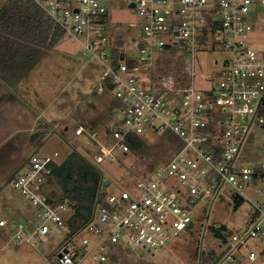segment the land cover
I'll return each instance as SVG.
<instances>
[{
	"label": "built area",
	"instance_id": "2783aa9c",
	"mask_svg": "<svg viewBox=\"0 0 264 264\" xmlns=\"http://www.w3.org/2000/svg\"><path fill=\"white\" fill-rule=\"evenodd\" d=\"M33 1L104 67L99 91L112 85L110 91L122 116L110 120L104 140L110 136L113 143H100L94 155L97 164L116 162L118 153L131 151L130 137L145 138L149 131L160 136L170 132L179 140L167 160L130 189L101 199L96 219L85 228L99 235L97 242L87 237L81 244L70 241L52 264H81L88 256L103 263L123 242L142 246L149 253L166 249L195 224L197 203L221 197L233 203L235 198L249 200L253 214L246 229L231 230L228 249L218 264L264 256V248L260 253L247 248L249 240L264 238V148L254 152L249 164L241 165L243 146L253 131L264 136V48L252 39L257 30L253 18L264 9V0H178L176 7L172 0H132L133 11L144 18L138 30L143 40L136 58L129 61L122 53L116 66L107 29L108 0ZM210 42L227 56L216 77L206 76L208 89L195 87L192 61H186L185 72L180 74L163 66L167 55H182L184 50L194 54ZM145 73L152 77L145 79ZM178 97L180 103L173 104ZM84 133L94 139L100 135L81 125L75 130L76 136ZM58 155L36 153L24 173L16 176L15 187L35 208L38 222L29 233L25 222L9 226L0 215V228L12 229L9 243L33 244V237L46 239L54 228L69 234L68 199L46 191L53 179L50 165Z\"/></svg>",
	"mask_w": 264,
	"mask_h": 264
},
{
	"label": "rangeland",
	"instance_id": "374dc122",
	"mask_svg": "<svg viewBox=\"0 0 264 264\" xmlns=\"http://www.w3.org/2000/svg\"><path fill=\"white\" fill-rule=\"evenodd\" d=\"M5 1L7 0H0V6ZM108 1V32L112 33V37H116L117 40L122 42L120 49L126 53L127 59L136 58L139 55L143 40V36L138 33V30L143 27L144 18L129 7L132 0ZM172 4L174 7L180 5L178 0H172ZM258 12L256 17L253 18L257 30L252 34V39L259 48H264V9ZM181 53L183 56L178 53L167 55L163 60V66L174 74H180L185 72L187 62L191 64L192 61L196 73L194 84L196 88L201 90L209 88L210 81L206 79L207 75L216 77L218 72L225 67L226 51L212 44V42L209 43V47L201 48L194 54L189 50H184ZM191 56L193 57L192 60ZM103 71L104 67L101 63L95 58H90L80 42L66 35L32 69L27 77L29 82L27 85L29 87L28 92L18 93V95H21H19L20 99L25 100L27 105L35 106L34 110L41 113V123L47 124L48 129H45V132L41 131L43 140L42 138L36 140L32 138L34 131L32 132L28 127L34 117L31 112H28V107H25V104H22L24 107L12 103L7 104L0 108V140L7 139L0 150V154H6L9 161H12L11 164L14 163L17 167L19 161L23 158L25 163V161H29L32 155L43 152L48 154L58 152L59 155L56 161L60 163L76 148L83 156L101 169L103 178L109 182L106 186L108 194H116L117 196L120 195L121 190L148 173L150 165L157 166L166 161L174 151V147L169 144L164 136H160V134L153 131H149L145 137L147 144L150 146L147 152H131L126 156L118 153L120 159L114 163L97 164L94 161V155L99 151L100 143H103L110 120L118 121L122 116L116 106L115 93L109 90L102 93L99 91ZM144 75L145 79L152 77L149 73ZM143 85L146 87L147 83L144 82ZM27 86L23 87L24 91ZM18 95L16 92V96ZM38 102L42 105H39ZM179 103L180 98H175L173 104ZM6 118H9L8 122H2ZM94 120L98 121L96 127L100 130V135L97 138L94 139L87 133L81 136L75 135L78 125L83 124L88 129L92 125L90 122ZM52 121H57V123L53 122L51 124ZM21 125L25 129V133L17 134L15 131ZM65 127H68V129L65 130ZM111 143H113V139L110 136L104 140V144L107 146ZM263 148L264 136L253 131L249 141L243 146L244 157L241 160V165L249 164L254 159V152H261ZM11 164L10 166H12ZM1 167L0 163V182H5L3 179L6 171H2L4 168ZM25 167L20 171L18 170V173L16 171L15 175L23 174ZM16 176L12 179V182H6L7 187L11 195L20 199L27 207L30 202L25 201L15 187ZM51 182V188L48 189L58 194L60 187L53 179ZM183 192H185V189ZM51 196L55 197L56 195ZM58 196L55 198L61 197V195ZM0 197L3 198L2 195ZM253 198L255 199L251 196V199ZM195 210L199 216L192 231L181 232L179 238L168 245L166 249L149 253L142 246L123 242L116 246L114 259L109 254L108 260L102 264H213V261L207 260V257L211 252L216 255L221 254L230 242V238L228 236V242L224 243L213 235L211 226L218 227L224 224L229 231L234 230L239 233L248 227L253 214V207L249 200H244L235 209L234 203L223 197L217 201H209L206 204L197 203ZM69 216L70 212L68 211L65 218L67 219ZM32 220V223L36 224L38 222L37 218ZM49 237V245L60 243L56 253L68 245L70 241L67 239L69 238L67 232H63L61 235L50 232ZM84 237L89 238L92 243L100 239L98 234L85 229L75 237L74 241L81 244ZM34 239L35 237L32 238L33 241ZM247 248H252L260 253L264 248V238L249 240ZM96 253H101V251L97 249ZM81 264L100 263L94 261L92 256H88ZM235 264H264V256H259L255 261H249L246 256L241 257Z\"/></svg>",
	"mask_w": 264,
	"mask_h": 264
},
{
	"label": "trees",
	"instance_id": "16d2710c",
	"mask_svg": "<svg viewBox=\"0 0 264 264\" xmlns=\"http://www.w3.org/2000/svg\"><path fill=\"white\" fill-rule=\"evenodd\" d=\"M66 35V32L33 0L5 1L0 6V81L10 90L15 89ZM121 44V41L114 40L111 49L115 66L122 54ZM111 89L112 85L109 84L108 90ZM43 127L48 129L47 124ZM39 136H42V132H36L34 135L36 139ZM164 137L173 146L179 144L177 137L170 132L165 133ZM129 144L131 151L124 156L131 152H147L150 148L145 138L141 137H130ZM50 166L53 180L62 191L61 195L69 201L70 216L67 218V224L70 232L67 239L74 241L75 237L96 219L99 202L108 194L107 180L103 178L101 169L76 148L64 161L53 162ZM153 168L154 166L150 165L149 171ZM135 182L128 185L127 189ZM241 202L242 199L235 198L234 208L236 209ZM193 227L194 224L186 232L192 231ZM211 231L224 243L228 242L229 229L226 225L211 226ZM227 249L226 247L219 255L211 252L207 260L218 264Z\"/></svg>",
	"mask_w": 264,
	"mask_h": 264
},
{
	"label": "crops",
	"instance_id": "0c3cea01",
	"mask_svg": "<svg viewBox=\"0 0 264 264\" xmlns=\"http://www.w3.org/2000/svg\"><path fill=\"white\" fill-rule=\"evenodd\" d=\"M111 34L112 33H110V38H111L110 46L112 49L113 48L112 43L114 42V40H117V38L112 37ZM122 53L125 54L126 56V53L124 52ZM27 77L24 80H22L17 85V87L13 90H10V88L6 87L0 81V108H2V106H6L7 104H11V103L16 104L18 106L21 105L22 107L27 106L29 109L28 112H31L32 113L31 115L34 117L28 129H31L32 132L34 131L32 138L36 140V138L34 137L36 132H41V131L45 132V128L43 127L45 123L44 124L41 123V120H42L40 117L41 113H38L36 112L37 110H34L35 106L27 105V102H25V100L23 101L22 99H20L21 95L20 94H19L20 96L18 95V93L28 92L27 90L29 87L27 85L29 82L27 80L28 79ZM25 85L27 86L26 87L27 89H25L24 91L23 87ZM16 92L18 96H16ZM100 93H102V91H100ZM22 104L23 105L25 104V105L23 106ZM38 104L42 105L40 104V102H38ZM8 119L7 118L3 119L2 122L7 123ZM53 122L57 123V121H52L51 124H53ZM97 122H98L97 120L91 121L90 123L92 125L88 129L96 130L100 132L99 128L96 127V125H98ZM81 126L85 127L83 124H81ZM67 129L68 127H65V130ZM24 130L25 129H23L21 125L17 127L15 132H17V134L25 133ZM39 138H42L43 140V137L39 136ZM6 141L7 139L0 140V150L2 146H4ZM43 153H47V152H43ZM0 156H1L0 163L2 165L1 168L2 169L4 168L2 171H6L5 178L3 179L5 182H0V195L3 196V198L0 197V215L3 218H6L8 220L9 226L14 223L20 222V221L25 222L27 226V230L30 233L31 229L35 226V223H32L33 222L32 219L37 218L36 210L29 202L28 203L31 206L28 204L26 207L24 202H21L20 199L11 195V192L8 189L7 187L8 185L6 183L8 181L12 182V179H14V177L16 176L15 174L18 173L20 169H24L25 164H27L28 162L25 161L24 163L25 159L23 158L21 161H19L17 167H15L14 163L13 165L11 164L12 161H9V157H7L6 154H2V155L0 154ZM10 164L12 166H10ZM51 185L52 184H49L48 186H46L47 188L46 191L51 195H56L55 197H57L58 195H61V190H58L59 192L57 194L53 190L48 189L49 187L51 188ZM25 201L27 200L25 199ZM50 232H53L56 235L62 234L59 232V230L55 228L53 231H50ZM11 233H12L11 227H7L3 229L0 228V264H52L53 257L59 253V252L58 253L56 252L58 251V247L60 243H54V245L53 244L49 245V241H50L49 234L47 235L46 239H40V238L35 237L33 244H28V243L13 244V243L8 242V238L11 235ZM116 249L117 248H114L113 251L110 252V257L113 259L116 253L115 251Z\"/></svg>",
	"mask_w": 264,
	"mask_h": 264
},
{
	"label": "water",
	"instance_id": "95a60500",
	"mask_svg": "<svg viewBox=\"0 0 264 264\" xmlns=\"http://www.w3.org/2000/svg\"><path fill=\"white\" fill-rule=\"evenodd\" d=\"M129 7H130V8L135 7V3H134V2H131V3L129 4ZM108 183H109V182H106V184H108ZM231 233H232V231L230 230L229 233H228V236H230ZM64 251L66 252L67 250H64ZM59 255H60V254H59Z\"/></svg>",
	"mask_w": 264,
	"mask_h": 264
}]
</instances>
